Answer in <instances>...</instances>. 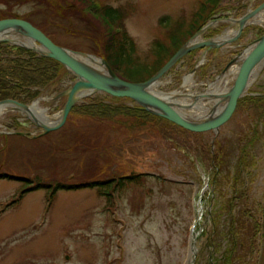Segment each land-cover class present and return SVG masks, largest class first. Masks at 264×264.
<instances>
[{
  "label": "rangeland",
  "instance_id": "1",
  "mask_svg": "<svg viewBox=\"0 0 264 264\" xmlns=\"http://www.w3.org/2000/svg\"><path fill=\"white\" fill-rule=\"evenodd\" d=\"M102 1L124 9L125 27L136 42L134 54L143 61L152 56L151 43L166 38L160 19L189 22L201 4L200 0ZM263 1L222 0L219 11L205 24L215 20L214 27L203 37L221 33L227 18H238ZM15 11L29 15L28 21L56 43L103 57L100 37L87 23L57 19L45 25L32 3L16 6ZM263 29L264 21L250 23L232 43L207 51L199 48L169 70L156 90L177 91L190 76L193 84L182 97L187 92L201 95L218 76L239 66L226 68ZM67 78L34 100H39L51 121L66 102V95H58L75 80L71 75ZM234 80L228 81V88ZM247 92L264 96V66ZM12 116L19 117L29 136L14 134L5 126ZM118 119L125 122L107 126L74 114L60 128L44 134L22 111L0 116L2 171L46 176L66 171L69 180H83L97 168L104 170L100 175L105 177L144 175L141 185L127 184L116 191V207H109L96 188L85 186L58 191L51 205L45 190L28 192L20 200L25 183L0 179V264H264V224L256 238L253 228L264 203V104L244 101L217 131L181 134L178 129L167 131L159 122L138 129L133 118ZM82 133L85 138L78 137ZM92 144L95 147L89 150ZM107 155L113 162H106ZM215 155L221 156L217 187L211 183ZM235 195L239 198L233 201ZM230 215L237 220L236 238L242 242L232 254L227 234ZM215 220L219 224L213 233Z\"/></svg>",
  "mask_w": 264,
  "mask_h": 264
},
{
  "label": "trees",
  "instance_id": "2",
  "mask_svg": "<svg viewBox=\"0 0 264 264\" xmlns=\"http://www.w3.org/2000/svg\"><path fill=\"white\" fill-rule=\"evenodd\" d=\"M222 0H200V8L193 13L189 22L181 19L174 23H168L165 19H160L159 24L166 27V38L155 39L149 48L152 56L147 61L139 60L134 54L136 42L128 34L124 24L122 8L107 6L102 0H0V19L8 17H19L28 20V16H20L16 13L15 7L26 3H32L36 11H40L44 17L45 25H51L57 19L68 20L76 19L81 23H87L89 30L95 32L100 37L102 56L112 66L113 70L123 79L139 82L145 81L153 76L170 57L186 43L197 31H199L218 9ZM219 11V10H218ZM125 12V11H124ZM125 15V16H124ZM166 22V23H164ZM43 23V25H44ZM43 27L42 25H38ZM104 26V27H103ZM263 33V32H262ZM261 33V34H262ZM99 45V44H98ZM195 51L189 53L192 55ZM68 71L57 60L51 57H45L37 54L31 49L12 45L7 42H0V100L15 99L22 103H30L41 96L44 90L58 83ZM251 101L254 105H263L264 96L246 95L239 99L238 106L244 101ZM131 101L128 98L114 97L110 95L87 97L82 102L73 106L67 120H70L74 114H80L91 122H98L112 126L125 122L119 117L133 118L136 128L143 127L146 124L159 122L158 124L166 130L178 129L181 134L190 133L189 130L176 125L175 123L155 115L139 105L128 104ZM237 106V107H238ZM5 126L15 132L23 129L18 116H12L10 122ZM130 128V127H129ZM16 134V133H14ZM79 138H85L86 135ZM2 135V134H1ZM19 135V134H18ZM79 143L81 140H77ZM78 143V144H79ZM82 143V142H81ZM95 145L89 146V150ZM216 157V158H215ZM213 157V177L212 184L217 187L218 177L221 166V156ZM106 162H113L111 156H105ZM204 158V157H203ZM80 163H83L80 161ZM2 168V167H1ZM0 168V179L15 180L25 183L21 189L19 199H23L26 193L35 190H45L47 192L48 204H52L55 196L60 190H71L82 187L96 188L101 196H105L108 206L112 207L115 201V193L124 188L127 184L141 185L144 181L143 174L113 175L101 176L103 169L90 170V175L83 180L79 178L67 177L66 171L60 174L44 175L40 173L33 174H15L2 171ZM75 174L76 170H75ZM67 177V178H66ZM235 195L233 201L238 200ZM15 203L17 202L14 201ZM232 202V201H231ZM230 202V204H231ZM229 204V205H230ZM228 205V206H229ZM227 208L232 212V206ZM262 217L256 218L253 228H255L254 237L262 233L264 224V203L260 205ZM233 213V212H232ZM231 216V215H230ZM249 215V212L247 213ZM232 217V216H231ZM234 217L230 219L228 236L231 237L232 247L230 253H235V249L241 245L236 237L239 233L235 229ZM237 223V222H236ZM218 222L214 221V231L218 227ZM257 235V236H256ZM257 250V247L255 248ZM254 250V252H256ZM251 251V250H250Z\"/></svg>",
  "mask_w": 264,
  "mask_h": 264
},
{
  "label": "water",
  "instance_id": "3",
  "mask_svg": "<svg viewBox=\"0 0 264 264\" xmlns=\"http://www.w3.org/2000/svg\"><path fill=\"white\" fill-rule=\"evenodd\" d=\"M262 9H264V1L256 7L248 9L240 17L235 18L239 22L237 33L225 43L236 41L248 25L245 24L247 20ZM228 19L230 18H227L226 20ZM212 24L213 21H210L209 24L197 31L153 76L145 81L139 82L121 78L104 57L85 51L73 50L56 43L41 28L23 18L8 17L0 19V33L8 31L26 39L27 43L18 42L11 38H1L0 42L22 46L35 51L41 56L51 57L59 61L75 78L72 85L58 95V97L66 95L67 98L61 116L56 123L46 124L41 121L38 116L25 114L27 118L42 127L44 133L60 128L66 122L73 106L77 104L81 98L95 92H104L115 97L130 98L137 102L142 109L161 116L190 131H217L231 118L236 110L239 98L246 93L250 84V79L255 70L264 61V33L247 46L241 54L236 55L227 64V69L235 63L239 64L234 83L224 93L223 99L220 101V104L224 103L222 108L218 109L220 104L216 103L205 117H200L196 120L185 117L176 109L175 105L177 103L170 101V99L159 95L151 89V86L155 82L160 81L161 78L173 68V66L190 52L202 47H206V51L214 47H221L214 46L211 41L212 38H207L204 41L199 42L193 41L198 35L205 33L208 28L212 27ZM31 42L38 44L42 48L30 45ZM82 57L99 58L100 61L98 64L100 67L86 63L82 60ZM83 92L84 94H82ZM193 96L195 100L199 97L195 95ZM204 97L207 98L206 96ZM0 104L9 106L15 110L28 111L33 103H22L18 100L9 98L0 100ZM193 104L194 103H190L188 105L192 106ZM18 133L25 134L24 132Z\"/></svg>",
  "mask_w": 264,
  "mask_h": 264
},
{
  "label": "bare ground",
  "instance_id": "4",
  "mask_svg": "<svg viewBox=\"0 0 264 264\" xmlns=\"http://www.w3.org/2000/svg\"><path fill=\"white\" fill-rule=\"evenodd\" d=\"M263 21H264V9L259 11L257 14H255L251 18H249L245 24L257 23V22H263ZM214 23H216V22H214ZM227 23H228L227 27L221 33L215 34V36L212 37L211 41L214 44V46L215 45L216 46H222V45L229 44L230 42H227V43H225V42L228 39L232 38L235 35V33H237L239 22L235 18H230L227 20ZM211 26L214 27L213 24ZM203 35H204V33L198 35L193 41L194 42L204 41L205 38L203 37ZM1 38H11V39L18 41V42L27 43L26 39H23L22 37L17 36L16 34L10 33L8 31H4V32L0 33V39ZM30 45H32L34 47L42 48L41 46H39L38 44H36L34 42H31ZM82 60L88 64L93 65V66L100 67V65L98 64L100 61L99 58L82 57ZM263 66H264V61L255 70L253 76L250 79V83H251V80L256 76L258 71H260ZM237 71H238V65L235 67L229 68L227 71L224 72V74H221V76H218V78L215 81L211 82L209 87L206 88L204 93L199 95L197 100L194 99L193 94H191L190 92H187L185 94L186 96L182 97V95H184L183 90L189 89V87H191L193 84L190 76L186 77L183 87L177 91H172L169 93L157 91L156 88L159 85L160 81L155 82L151 86V89L153 91L157 92L159 95L170 99V101L177 103L175 105L176 109L179 112H181L185 117L188 118V115H193V116L196 115L197 117H205L212 110V107L216 103L220 104L221 99H223L224 93L229 89L228 88V81L230 79H234L236 77ZM249 86H250V84H249ZM247 93L248 92L244 93V95L242 97L246 96ZM82 94H84V92ZM204 96H206L207 98H205ZM242 97H240V98H242ZM190 103H194V104L192 106H189L188 104H190ZM223 105H224V103H221L219 105V107L222 108ZM237 106H238V104H237ZM10 110H14V108L0 104V116L5 114L6 112H8ZM22 113L28 114L30 116H34V115L38 116L39 119L41 121L45 122L46 124L56 123V121H54V119H58L60 117V114H58L57 117H55L53 119V121H51L49 116L46 115L45 109L39 106V100L36 101L33 105H31V107L28 111L22 110ZM194 251H195V247L193 248L192 252L194 253Z\"/></svg>",
  "mask_w": 264,
  "mask_h": 264
}]
</instances>
